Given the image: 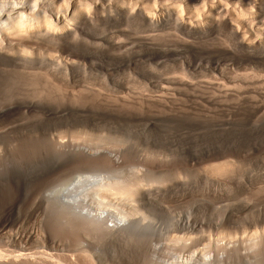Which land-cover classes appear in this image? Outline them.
Segmentation results:
<instances>
[{
	"label": "bare ground",
	"instance_id": "6f19581e",
	"mask_svg": "<svg viewBox=\"0 0 264 264\" xmlns=\"http://www.w3.org/2000/svg\"><path fill=\"white\" fill-rule=\"evenodd\" d=\"M263 12L264 0H163L162 2L158 0H0V76L4 78L6 76L3 82L7 86L6 81L11 83L13 79H19V82L14 80L19 84L20 79L26 80L25 83L32 85L30 91L37 97L34 100L41 101L42 98L38 99V97L48 95L51 97L53 93L62 90L63 85H70L73 81L75 84L76 80L80 81H77L78 83L90 80L93 84V81L101 79L102 81L97 83L99 82V85L100 82L104 83L100 86L106 85L104 89L110 88L111 85H108L110 82L114 88L125 87L121 75L119 73L115 75L116 70L113 66L100 60L122 59L118 71L126 74L131 70L130 56L154 52L159 42L187 45L192 49L208 44L215 46L219 41L231 47L236 56L256 63L264 58ZM131 31L135 33L134 36L131 35ZM215 48L218 50L217 53L225 51L221 49L222 47ZM186 66L189 67L190 64L186 63ZM186 66L183 64L176 70L171 69L177 74H174L177 79L172 75L171 70L168 71L172 73L171 75L165 73L171 78L174 76L173 79L167 78L168 74H163L166 78H163L162 74L160 77L156 76L154 79L157 80L151 82L154 87L153 92L156 93L149 97L145 96L146 92L145 97L142 94V103L156 104L154 107L159 105L168 109L167 102H172L171 96L176 95L177 90L184 89L186 90L184 92L189 90L187 94L193 89L195 93L199 91L198 82L197 85L195 84L197 80L193 81L195 72L191 71L194 75L191 74ZM204 76L207 78V75ZM8 77L12 80H7ZM39 80L44 81L43 89L38 88L41 85ZM135 80L137 79L133 81ZM225 82L221 80L222 87L216 85L218 89L213 84L211 87L208 84H205L207 87H203L204 84L200 82L202 83L200 85L207 90L206 92L214 91L215 88L222 93L226 87H228L226 91L230 90L226 85L229 82ZM18 84L17 86H20ZM234 84L233 87L241 88L240 84H236L237 87ZM147 85L146 87L143 85L141 89H148L150 86ZM6 87V90L17 89L16 86ZM220 88H223V91ZM45 90L46 93L48 92L47 95ZM90 90L92 91L91 86ZM170 90L176 92H169ZM181 93V96L185 95ZM211 94L218 97L220 95L213 92ZM27 95L33 97L32 94ZM27 95L26 100L30 99H27ZM175 95L173 98L177 97ZM209 95V93L206 95L208 103L216 102L218 97ZM78 96V99H81V96ZM197 96L201 98L200 95ZM222 96H220L221 100L228 99ZM41 102L43 104V101ZM35 103L30 100L28 103L17 101L14 108L32 107L33 109V106L40 108L42 105ZM81 130H77L79 132L77 134L73 133L71 142L62 137L63 139L57 140L52 145L53 155L60 157L61 160L63 158L62 162L74 165L75 168L89 167V170H92V173L87 172L90 175L86 176V172L81 175L80 172L83 171L78 167L77 170L80 171H77L78 175L62 182L59 187L55 185L50 188L51 195L46 193L48 195L46 199L49 201L46 214L53 223L52 226H58V234L54 235L50 232L49 244H42L41 249L38 250H32V247L27 246L29 236L20 234L10 236L11 247L0 249V264H264V227L259 229L257 227L241 241L229 234L227 243L225 240L221 241L228 235L226 233L224 236L226 231L223 230L225 231L223 236L220 235L215 242L210 240L205 249L188 253L190 251L188 239L191 240V237L193 238L194 234L203 228L204 222L193 217L196 212L191 215L190 212L174 209L175 207L167 204L169 202L165 203L166 200L165 204L162 201L174 192L181 195L179 197L175 194L180 199L174 200L180 201L183 197L179 192H186L188 184L181 181L176 189L170 185V180L176 177L181 179L178 171L182 169L179 168L177 171L174 163L171 164L178 174L177 176L174 172L175 177L172 169L150 163L159 156L155 155V152L153 154V151L143 156L141 159L143 161L139 159L141 162L137 164L141 167L138 168L139 166L134 163V149L131 144L128 146L123 138L117 141L112 138L114 141L111 142L106 136V138L102 135L95 137L97 135L91 136V132H80ZM17 157L12 155L0 157L1 165L12 166L7 172L4 170L0 172L4 176V179H0V185L8 182L15 186L18 180L16 174L20 176L21 173L26 175L34 172V166L19 162L21 160ZM218 157L220 159L222 156ZM234 164L222 160L216 164H209L210 166L205 165L208 167H203L204 170L200 164L197 168H201L200 170L204 172V180H212L209 182L215 180L217 183L221 176L227 178L231 172L234 173L233 166L236 167ZM45 166L40 165L42 169ZM177 166L179 167V164ZM183 171L186 177L185 169ZM183 179L185 181L186 178ZM209 182L207 180L205 185ZM216 183L213 182L214 186ZM167 201L174 203L173 199ZM228 219L230 223L231 219ZM223 221L227 220L224 218ZM223 221L220 224L223 225ZM222 225L220 229H224ZM166 230L169 237L162 249L158 238ZM171 231L174 234H171Z\"/></svg>",
	"mask_w": 264,
	"mask_h": 264
},
{
	"label": "rangeland",
	"instance_id": "374dc122",
	"mask_svg": "<svg viewBox=\"0 0 264 264\" xmlns=\"http://www.w3.org/2000/svg\"><path fill=\"white\" fill-rule=\"evenodd\" d=\"M158 1L162 2L163 0ZM262 14L264 16V12ZM131 32V35L134 36L135 33ZM164 43L166 44L162 42L156 44L157 47L154 52L130 56L131 70L126 74L118 71L121 67L119 64L122 63V59L100 60L102 63H110L113 66V69L116 70L115 75L117 73L121 75V79L125 82V87L117 86L114 88L109 81L108 85H111L113 89L111 86L104 89L106 85L100 87L104 83L101 84L100 82V85L99 82L97 83V81H102L101 79L93 81V84L90 80L82 83H78L80 81L76 80L75 84L73 81L70 85H63L64 88L60 90L61 92L53 93L55 97L53 95L51 97L49 95L38 97V99L42 98L43 104L40 100H37L38 103L34 100L37 97L30 91L32 85L25 83L26 80L20 79L22 86L20 83L18 84L19 79H13L12 82L16 84L17 89L13 88L15 91L12 88L6 90L5 87L7 85L3 82V80H6V76L5 78L0 76V157L18 156L17 159L21 160L19 162L32 165L35 168L34 172L26 175L24 173H21L20 176L16 174L18 180L15 186L8 184V182L5 185H0V249L11 247L10 236L12 235L29 236L27 246L32 247V250H38L41 249L42 244H49L48 234L50 232L54 235L58 234V226H52L53 223L50 222L51 220L46 214L49 202L46 198L51 195L50 188L55 185L59 187V184L78 175L80 171H83L80 172L82 173L81 175L86 172L87 176L92 173V170H89V167L78 166L80 168L79 171V169L77 170L78 167L75 168L73 167L74 165L62 162L64 161L63 158L61 160L60 157L53 155L52 145L63 138L71 142L75 132L76 134L79 133L77 130L80 129H82L80 132H91V136H106L107 138H105L110 141L112 138L116 141L123 138L122 140L127 145L131 144L134 149V163L137 167L143 161L141 160L143 159L142 157L149 154V151H153V154L156 153L155 155L158 154L159 156L155 160L156 163L155 161L150 163L165 166L169 170L172 169V174L175 177L176 175L178 176L175 171H178L179 168L182 169V173L178 171L182 180L176 177L177 179L179 178L177 180L170 175L175 178L172 181L169 176L170 185L173 189H176V186L181 181L185 182L190 187L186 186L189 192L186 189V192L178 191L183 196L180 201L174 200L180 199L175 196V192L164 200L162 199L165 196L160 199L163 203L165 200V203L169 202L167 204L173 208L175 207L174 209L176 210L187 211L191 215L196 212L193 217L198 219V221L204 222L203 228L196 232L193 238L191 237V240L188 239L187 244L190 250L188 253L205 249L211 241H217L220 235L225 236L228 233L227 237L225 236V239L222 238L221 240L223 242L225 240L226 243L228 242L226 239L229 238V234L234 235V238L237 237L241 241L242 238H246L247 235L249 236L251 232L255 231L257 227L258 229L264 227V58L256 63L243 60L234 54L231 47L219 41L215 46L208 44L192 49L187 45ZM215 47H222L221 49L225 51L217 53L218 50ZM186 63H189L190 66H186ZM183 64L189 69L190 73L191 71L195 72V75L191 74L194 75L193 81L194 79L197 80L195 84L197 82L199 84H196L197 87L200 86V88H197L198 90L200 89L199 91L196 90L197 92L195 93L193 89L192 92L194 94L191 91L189 92L190 94H187L189 90L184 92L186 90L182 89L183 91H180L187 95L181 96L179 90H177L179 95L174 90L177 97L173 98L175 94L171 96L172 102H167L168 109L159 105L154 107L156 104H150V106L148 104L145 105L144 102V104L142 103V94L143 97L146 95L149 97L156 93L153 92L154 87L151 85V82L157 80V78L154 79L156 76L160 77L161 74L162 76L163 74H170L169 70H174V68L176 70ZM221 73L223 76H221ZM169 74L166 76L167 78L171 75ZM174 74L177 75L176 73L172 75ZM146 75L149 77H146ZM165 75L163 78H166ZM204 75H207V78L214 77L209 78V80ZM135 78L137 79L135 80L136 82L133 81ZM7 80L12 79L9 78ZM14 80L18 82L16 83ZM80 80L83 81V79ZM127 80L130 81L128 82ZM208 80L211 82L209 83ZM221 80L222 82L228 81L229 85H226L230 88V90L227 89L228 91H226L225 89L228 88L226 87L224 89L225 93L222 92L223 94L216 90L218 89L216 85L221 86ZM6 82H8L6 88L9 86L15 87L12 82ZM200 82L204 84L202 85L203 87H207L205 84L210 85L209 87L213 84L216 87V89L214 88L216 92L213 90H210V92L220 94L219 97L211 94L212 92H206L207 90L201 87L200 84L202 83ZM1 83L4 84L2 85ZM39 83L41 85L38 88L43 89L44 81L39 80ZM232 83H235L234 85L240 84L241 88H238L237 85V88L233 87ZM17 84L20 86H17ZM25 84L26 86L29 85L30 88L29 86L28 88L24 86ZM141 84L144 86L148 84L147 87L150 86L149 88L151 89H141L143 86ZM222 84L224 85V83ZM87 85L91 86L94 94L90 90V86L88 87ZM95 86L97 87L95 88ZM18 87H21V89ZM220 89L223 91V88ZM32 90L36 89L32 88ZM46 91L44 92L46 93ZM174 91L170 90L169 92L175 93ZM226 92H229L228 96ZM25 93L33 96L29 97L26 94L27 99L30 98L28 100L33 103L36 102L35 104L39 106L41 104L44 106L41 105L42 108L33 106V109L32 107H30L31 109L14 108L17 101L28 103V100L25 99ZM207 93L215 95L216 98L218 97L217 100L213 97L216 102H213V104L212 102L208 103L209 101L206 99ZM78 95L81 96V99H78ZM196 95L204 98L201 99L198 96L196 97ZM221 95H226L224 98L228 97V99L221 100ZM44 98L45 100H43ZM139 100L141 101L140 104L138 103ZM165 109L167 110L165 111ZM71 134L72 136L70 137ZM140 151L143 152V155ZM217 154L222 157L219 159ZM214 158L217 159L215 160ZM222 160L236 164V167L233 166L234 173L232 174L231 172V175H228L230 178L227 175V178L221 176L217 183L214 180L213 182L216 183V186H214L213 182H209L212 180L205 179L209 182L207 183L208 185H205L206 181L203 178L205 174L200 169L208 167L205 165L216 164ZM41 164L46 165L44 169L40 167ZM171 164L177 167H175L176 170L172 168L174 166ZM177 164H179V167ZM199 164L202 165L200 169L197 168ZM194 167L198 170L196 168L194 170ZM11 168L12 166L10 165L0 164V172L2 170L7 172ZM184 169L185 173H187L186 177L183 174ZM191 169L194 171H191ZM186 170L190 171L186 172ZM89 171L90 173L87 174ZM197 171L200 173L198 174ZM195 172L197 173L194 175ZM183 175V178H186L185 181H183ZM0 179H4L1 173ZM217 184L220 185L218 186ZM171 195L175 197L171 198ZM168 199H173L176 204L170 203V201H167ZM231 213H234V216L230 215ZM224 218L227 221H223ZM228 218L231 219L230 223ZM221 221H223L225 226L220 224ZM230 224L233 225L231 226ZM221 225L224 229H220ZM223 230L226 232L224 231V233ZM219 231H222V233ZM170 233L172 234L173 231ZM168 237L167 230L159 236L158 243L162 246V249L167 243Z\"/></svg>",
	"mask_w": 264,
	"mask_h": 264
}]
</instances>
